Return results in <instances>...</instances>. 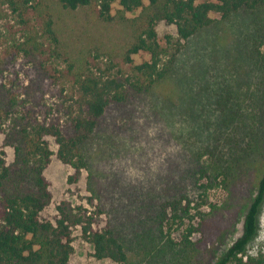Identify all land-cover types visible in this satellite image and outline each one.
I'll return each instance as SVG.
<instances>
[{"label": "rangeland", "instance_id": "obj_1", "mask_svg": "<svg viewBox=\"0 0 264 264\" xmlns=\"http://www.w3.org/2000/svg\"><path fill=\"white\" fill-rule=\"evenodd\" d=\"M152 10L146 3L126 11L116 2L112 19L105 20L96 2L71 10L60 0H41L18 12L0 0V158L7 165L16 160L20 138L8 133L17 131L21 120H44L50 107L51 117H67L64 100L72 93V73L126 76L151 59L140 52L129 62L127 52ZM211 16L212 24L187 40L179 38L175 24L157 20V39L169 52L161 67L169 71L148 92L108 108L82 146L87 166L77 182H68L74 168L58 158L55 139L47 137L53 154L44 175L52 198L42 217L54 220L63 200L100 211L96 227L112 228L128 255L127 263L95 257L81 227H73L71 264H200L208 258L213 264L242 235L250 195L240 182L236 189L235 170H227L223 185L208 191L197 178L199 164L211 159L203 153L212 151L224 163L235 128L249 119L254 123L261 112L255 97L260 73L251 57L260 22L243 11ZM50 20L59 43L46 32ZM1 197L0 190V215ZM177 201L181 217L175 219ZM191 223L197 230L185 245ZM185 249L190 262L182 260ZM246 254L264 257V203Z\"/></svg>", "mask_w": 264, "mask_h": 264}, {"label": "trees", "instance_id": "obj_2", "mask_svg": "<svg viewBox=\"0 0 264 264\" xmlns=\"http://www.w3.org/2000/svg\"><path fill=\"white\" fill-rule=\"evenodd\" d=\"M15 11L39 3L41 0H5ZM63 7L76 10L80 7L99 6V15L105 20L112 19L114 3L118 2L126 11L144 7L149 3L153 10L147 22L138 33L134 43L128 49L127 60L132 55L147 52L151 59L132 67V74L121 76H97L93 73H72L75 65L70 64L69 73L74 79L70 86L71 95L67 102L65 119L51 117L50 107L44 120L20 121L15 132L19 143L15 145L16 160L7 165L0 158V190L2 213L0 215V264H71L70 257L74 251L73 227H81L83 237L94 246V256L99 259L109 258L118 263H127L128 255L122 240L110 227L98 228L99 212H91L83 205L73 206L67 200L57 205L54 220L42 217V212L51 201L50 183L44 175V169L51 161L53 154L47 137L55 139L58 158L74 168L68 177L69 183L80 179L87 160L82 146L94 134L100 119L112 104L126 102L130 97L148 92L153 85L164 78L168 67H161L162 57L169 54L157 39V20L165 19L175 24L180 39H189L213 22L212 12L220 13L228 18L234 13L243 11L253 20L260 22L256 35L257 45L251 53L255 68L260 73L258 85L255 87L257 113L254 123H243L236 127L231 135L228 147L229 156L225 162L223 157L216 159L212 151L210 162L199 164L198 181L204 180L200 187L204 191L221 187L228 171L236 172V189H248L249 199L243 220L242 235L237 238L213 264H264L263 256L246 254L249 244L259 231V216L264 203V0H60ZM46 32L55 43L59 38L50 20ZM29 39V38H28ZM33 45L34 50H39ZM180 45L171 53V66L176 60ZM27 50V49H25ZM64 90V89H63ZM12 106L17 101L12 100ZM2 106V105H1ZM3 107V106H2ZM1 108V107H0ZM1 110H4L1 108ZM10 114V113H8ZM0 128H2L0 124ZM14 127H12L13 129ZM11 129V130H12ZM2 153V152H1ZM257 157L256 159H252ZM256 160L259 163H255ZM217 161V162H214ZM233 163L234 165H230ZM240 182V184H239ZM247 192V191H246ZM180 202H173L175 219L181 217ZM189 211V207H184ZM194 223L190 224L188 234L183 241L192 243L188 237L196 232ZM182 248L177 251L180 254ZM182 260L190 262L188 250L185 249ZM181 259H178L180 262ZM200 264H211V260H200ZM184 264V262L182 261Z\"/></svg>", "mask_w": 264, "mask_h": 264}]
</instances>
